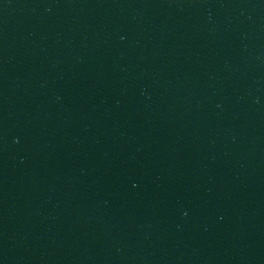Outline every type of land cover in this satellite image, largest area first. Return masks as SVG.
Here are the masks:
<instances>
[{
    "label": "water",
    "instance_id": "95a60500",
    "mask_svg": "<svg viewBox=\"0 0 264 264\" xmlns=\"http://www.w3.org/2000/svg\"><path fill=\"white\" fill-rule=\"evenodd\" d=\"M0 264H264V0H0Z\"/></svg>",
    "mask_w": 264,
    "mask_h": 264
}]
</instances>
